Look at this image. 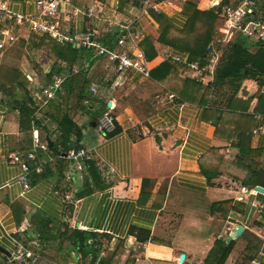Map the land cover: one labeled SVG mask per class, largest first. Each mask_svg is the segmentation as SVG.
I'll return each instance as SVG.
<instances>
[{
	"label": "crops",
	"instance_id": "0c3cea01",
	"mask_svg": "<svg viewBox=\"0 0 264 264\" xmlns=\"http://www.w3.org/2000/svg\"><path fill=\"white\" fill-rule=\"evenodd\" d=\"M5 1L16 13L45 19L38 0ZM156 1L161 3V11L149 9L145 15L142 0L132 5L130 0H57V19L63 30L93 33L111 48H119L116 36L122 25L134 22L130 30L143 35L140 46L144 52L142 42L148 36L159 51L153 60L146 53L150 77L135 70L120 77L108 66L107 57H92L93 51L73 45L83 54L72 67L78 66L79 71H70L48 43L39 46L44 36L52 39L47 34L31 31L29 25L0 21V31L11 27L15 36L8 45L24 49L17 63L32 94L53 74L65 75L66 81L76 74L88 79L83 88L75 85L69 92L64 83L54 99L34 101L36 123L28 132L20 129L19 112L0 103V246L4 248L0 264H18L12 259L17 242L37 255L29 264H205L218 240L236 241L225 264H248L254 259L264 264V212H259L264 208V191L253 193L242 183L245 171L231 163L238 153L231 144L233 139L216 138V126L205 119V108L214 95L207 104L200 97L192 98L196 92L200 96L206 92L217 71L211 80L200 82L187 64L164 58L169 48L188 53L190 59L191 55L159 42L152 11L165 12L175 28L183 29L188 17L182 8L187 0ZM192 1L210 9L222 1L238 6L243 0ZM258 2L259 14L264 15V0ZM95 3L96 15L90 16L87 10ZM224 26L223 17L217 24V38L223 36ZM239 37L243 35L234 40ZM234 40L224 43V51ZM257 43L252 42L251 50H257ZM84 58H88L87 66L82 65ZM165 60L173 64L170 76L163 81L152 79V70ZM16 92L18 99L25 95L23 89L16 88ZM171 92L178 96L176 102L160 101ZM222 92L221 98L216 97L222 101L219 108L229 116L231 111L253 114L258 123L251 145L264 146V128L255 133L263 124L264 114L256 113L255 108L264 95V85L244 78L237 90L225 87ZM112 103L116 107L110 110ZM64 114L77 126L69 135L68 150L59 123ZM107 114L114 117V129L117 124L119 132L111 134L114 129L101 125L100 119ZM34 130L48 149L37 150V157L30 159L27 154L34 148ZM53 143L61 153L49 148ZM80 148L94 149V157L80 160L78 165L66 154ZM11 153H18L28 164L30 188L20 182L23 170L9 158ZM256 160L264 162V154ZM103 161L116 171L101 170ZM204 167L213 175L211 179ZM217 202L220 204L213 209ZM238 223L244 226L241 236L228 242ZM138 230L144 231V238L149 233L148 239L140 241ZM84 232L93 234L85 242ZM85 244L88 249L83 251ZM182 253L186 256L180 262Z\"/></svg>",
	"mask_w": 264,
	"mask_h": 264
},
{
	"label": "trees",
	"instance_id": "16d2710c",
	"mask_svg": "<svg viewBox=\"0 0 264 264\" xmlns=\"http://www.w3.org/2000/svg\"><path fill=\"white\" fill-rule=\"evenodd\" d=\"M227 3L228 1H222L210 9H203L197 2L187 0L182 8L183 13L188 17L183 29L175 28L171 24L170 17L165 12L157 13L152 11V15L158 23L160 35L158 38L159 42L163 45H169L188 51L192 60H197L204 65L207 59V47L211 42L216 40L217 35H219L217 24L219 20L224 17L223 7ZM4 25L5 24H3V26ZM47 39L49 40L48 42ZM45 42L50 45L53 54L59 60H62L63 63H67L69 67L68 70L70 71H72L73 65L83 54L72 45L66 46L58 44L56 41L50 40L47 36L41 38L39 46ZM251 44L252 41L245 36L239 37L234 40L233 43L228 44L223 53L221 62L218 64L215 82L209 85L206 92L202 93L201 96L196 92L192 98L200 97L201 103L207 104L208 101H210V95H214L213 100L208 103L209 106L205 108V119L216 126V138L233 139L231 140V144L238 149V153L231 163L243 168L245 177L242 179V183L254 188L258 185L264 187V162L256 160L263 156L264 146L254 148L251 145L253 129L258 121L255 116L250 113L238 114L235 111H231V115L229 116L230 113L219 108L222 101L216 98L218 96L221 98L223 94L222 91L225 87H228L230 90H237L244 78L256 79L259 86L264 85V43H257V50L255 51L251 50ZM13 46L14 45H7L4 50L0 51V54L3 53V59L0 60V103L6 106L8 105L19 112L20 129L23 132H28L36 123L34 114L37 106L34 103L33 94L28 87L27 77L20 70L17 63L24 49L21 47L17 49V47ZM142 47L145 49L150 60L158 56L159 51L152 37H146L142 42ZM172 66L173 64L168 60L160 63L152 70V79L156 81L167 79L172 71ZM76 75H70L71 77L69 76L65 82V88L69 92L75 85H80L83 88L87 83L88 79L84 75ZM16 88L24 90L25 95L22 99H18ZM200 88L198 84V93L200 92ZM179 92L183 96L188 97V93L186 94L183 89H179ZM85 97V94L82 95L81 101ZM255 112L264 114L263 94L260 96ZM209 116H214V119H210ZM240 119L241 121L238 122ZM59 123L63 131L65 149L68 150V148L71 147L69 135L77 126L74 119L67 114H64L59 119ZM66 129L68 131H66ZM119 131L118 125L116 124L111 134H115ZM49 148L56 153H61L57 151L56 143H53ZM211 167L219 169L220 165H212ZM204 171L209 176V179L213 177L212 174L208 173V168H205ZM219 204L220 202L214 203L213 209ZM142 233H144L143 230H138V239L140 241L148 239L149 233H147L145 238L141 236ZM83 234L84 242L89 236L93 235L88 232H84ZM235 245L236 241L227 243L225 240H218L206 258L205 264H225ZM87 249L88 245L85 244L83 251Z\"/></svg>",
	"mask_w": 264,
	"mask_h": 264
},
{
	"label": "built area",
	"instance_id": "2783aa9c",
	"mask_svg": "<svg viewBox=\"0 0 264 264\" xmlns=\"http://www.w3.org/2000/svg\"><path fill=\"white\" fill-rule=\"evenodd\" d=\"M136 0H130V4H134ZM143 10L145 15H148L149 9L161 11V3L156 0H142ZM258 0H243L238 6L227 4L223 8L224 23L222 28L223 36L217 38L211 42L207 47V59L206 63L200 64L197 61L190 59L188 53L180 52L175 48H169L164 53V58H171L175 61L184 62L188 65L189 69L196 74L193 75L197 81L206 82L213 78L217 69V65L221 59L224 51V43L232 41L235 37L243 35L252 42L264 43V15H260ZM37 6L41 10V13L45 16V19H36L33 15H23L12 11L5 0H0V21H7L16 26L29 25L30 30L41 34H47L50 38L63 45H73L83 50L93 51L92 57L105 56L108 59V66L114 67L117 74L121 77L129 70H135L146 77H150L151 66L147 59L146 53L140 46L143 35L139 32L131 31V26L134 22L122 25L121 29L117 33L116 42L119 48H111L105 45L102 40L96 38L93 33L90 32H67L62 29L58 22L57 0H38ZM98 5L91 6L87 10V14L92 16L96 15ZM11 27H4L0 31V51L15 40V36L11 34ZM234 38V39H235ZM88 64V58L83 59L82 65ZM73 72H78V66L72 69ZM66 76L63 74H53L50 81L43 85L40 90L33 92L34 101L37 103H46L47 101L54 99L56 95L64 88ZM210 78V79H209ZM96 91V88H92ZM178 96L171 92L166 98L160 99L161 102L170 101L176 102ZM116 107L115 104H111L110 110ZM263 116L259 115V118ZM114 117L111 114L105 115L100 119L101 125L107 130L114 129L113 123ZM264 128L263 124L258 126L255 133L262 132ZM33 150L28 152L27 157L35 159L37 157L36 151L47 150V142H43L38 130L33 132ZM69 159L75 160L80 165V160L91 159L94 157V149L92 148H80L72 149L67 152ZM9 158L13 162H19L22 167V174L19 177L20 182L25 189L30 188L29 173L30 168L26 161L22 159V156L18 153H11ZM100 169L107 172H115L116 169L110 166L107 162L103 161L99 164ZM251 192L258 193L256 188H252ZM243 199V197H239ZM259 212H264V208L260 207ZM264 223V222H263ZM37 255L34 251L26 247L24 244L17 242L15 252L12 259L18 264H29L35 261ZM139 261V258H137ZM136 264H141L136 263ZM194 264H202L195 262ZM248 264H261L259 260H251Z\"/></svg>",
	"mask_w": 264,
	"mask_h": 264
},
{
	"label": "water",
	"instance_id": "95a60500",
	"mask_svg": "<svg viewBox=\"0 0 264 264\" xmlns=\"http://www.w3.org/2000/svg\"><path fill=\"white\" fill-rule=\"evenodd\" d=\"M256 189L258 190V191H264V187L263 186H260V185H258L257 187H256ZM243 230H244V226L242 225V224H236L235 225V227L233 228V232L230 234V236L228 237V242H230L231 240H235V239H238L240 236H241V234H242V232H243ZM0 250H3L4 251V248H2L1 246H0ZM185 256H186V254L185 253H182L181 254V256H180V259H179V261L180 262H183L184 261V259H185Z\"/></svg>",
	"mask_w": 264,
	"mask_h": 264
},
{
	"label": "rangeland",
	"instance_id": "374dc122",
	"mask_svg": "<svg viewBox=\"0 0 264 264\" xmlns=\"http://www.w3.org/2000/svg\"><path fill=\"white\" fill-rule=\"evenodd\" d=\"M235 38V37H234ZM234 38L232 39V41L234 40ZM231 42V41H230Z\"/></svg>",
	"mask_w": 264,
	"mask_h": 264
}]
</instances>
